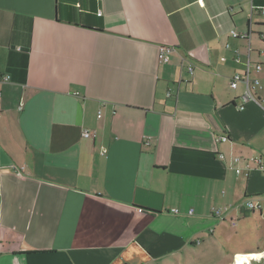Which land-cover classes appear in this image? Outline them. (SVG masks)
<instances>
[{
    "label": "crops",
    "instance_id": "obj_1",
    "mask_svg": "<svg viewBox=\"0 0 264 264\" xmlns=\"http://www.w3.org/2000/svg\"><path fill=\"white\" fill-rule=\"evenodd\" d=\"M263 6L0 0V264H152L216 217L264 222V174L229 165L264 154ZM247 59L259 86L239 110Z\"/></svg>",
    "mask_w": 264,
    "mask_h": 264
},
{
    "label": "rangeland",
    "instance_id": "obj_2",
    "mask_svg": "<svg viewBox=\"0 0 264 264\" xmlns=\"http://www.w3.org/2000/svg\"><path fill=\"white\" fill-rule=\"evenodd\" d=\"M215 219L217 223L221 222L220 218L216 217ZM247 223L245 221L241 224L239 233L226 221L223 226L213 224L211 226L214 227V232H208L205 237H202L201 242L193 246H186L173 254L165 255L152 264H234L238 253H246L240 258L247 264H264L262 258L264 254L259 257L248 256L251 254L249 252L262 253L264 251V248H261L264 245L260 241L264 238L263 219L257 220L254 225ZM234 230L237 231L234 232ZM222 232L223 237H219ZM257 244H260L261 249L256 247Z\"/></svg>",
    "mask_w": 264,
    "mask_h": 264
},
{
    "label": "built area",
    "instance_id": "obj_3",
    "mask_svg": "<svg viewBox=\"0 0 264 264\" xmlns=\"http://www.w3.org/2000/svg\"><path fill=\"white\" fill-rule=\"evenodd\" d=\"M262 11H264V6L262 7ZM230 35L232 37L248 38L250 36V32L240 33L238 31H236L235 29H231ZM226 46H229V44L227 43ZM247 49L250 50L249 45H248ZM173 51H174V47L172 45L161 44L159 47V52H158L159 61L161 63L168 61V59H169V57ZM234 60L235 61L240 60V53L238 52V50H236V56H235ZM255 67L257 70H259L261 68V64H256ZM187 68L190 72H192L193 65L191 63H189L187 65ZM2 78L6 80L8 78V75H4V76H2ZM238 80H243L245 82V85H246L244 93L241 95L242 101L240 102V104L238 106V109L242 110V109H244L245 103L249 99L255 97V95L253 93V88L259 86V81L257 79H255L254 77H251V75H250L249 59H247V68H246V71L244 72L243 75H240L239 73L233 74V76L231 78V86L235 87L237 85ZM100 115H101V113H100V111H98L97 117H100ZM82 134L86 137H92L93 138L95 136V131L91 130V129H84ZM218 139H219V141H227L228 137L226 134H223ZM220 157L223 158L224 155L222 153H220ZM229 165H231V167L235 170V172L237 174H241V173L247 174L253 167L258 168L264 174V154H255L253 156H248V157L236 155V156H233L232 158H230ZM22 168L23 167H18L16 165L13 166V170L19 174L22 171ZM236 206H244L247 209L254 210V209L259 208V203L257 201H254V200L246 199L244 202L237 204ZM227 209L228 208H226V207H212L211 208V214L214 216L220 217L223 215V213ZM171 211L176 213V212H178V209H176V208L171 209ZM192 211H193V209L190 208L188 213H192ZM262 253L264 254V251ZM262 258L264 259V256Z\"/></svg>",
    "mask_w": 264,
    "mask_h": 264
},
{
    "label": "bare ground",
    "instance_id": "obj_4",
    "mask_svg": "<svg viewBox=\"0 0 264 264\" xmlns=\"http://www.w3.org/2000/svg\"><path fill=\"white\" fill-rule=\"evenodd\" d=\"M263 255V253H255V252H252L251 254H248L249 257H253V256H256V257H259ZM242 255H237L236 256V259H235V262L234 264H247L246 262L242 261V259L240 258Z\"/></svg>",
    "mask_w": 264,
    "mask_h": 264
},
{
    "label": "trees",
    "instance_id": "obj_5",
    "mask_svg": "<svg viewBox=\"0 0 264 264\" xmlns=\"http://www.w3.org/2000/svg\"><path fill=\"white\" fill-rule=\"evenodd\" d=\"M240 207H244V206H240ZM246 208V207H245ZM247 209V208H246ZM247 210H249V211H251V209H247Z\"/></svg>",
    "mask_w": 264,
    "mask_h": 264
},
{
    "label": "water",
    "instance_id": "obj_6",
    "mask_svg": "<svg viewBox=\"0 0 264 264\" xmlns=\"http://www.w3.org/2000/svg\"><path fill=\"white\" fill-rule=\"evenodd\" d=\"M244 254H246V253H241L240 255H242V256H243Z\"/></svg>",
    "mask_w": 264,
    "mask_h": 264
}]
</instances>
